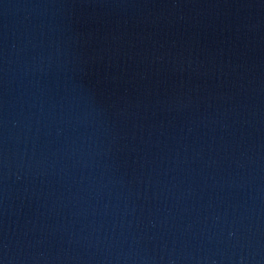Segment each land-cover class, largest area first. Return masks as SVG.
<instances>
[{
  "label": "water",
  "instance_id": "water-1",
  "mask_svg": "<svg viewBox=\"0 0 264 264\" xmlns=\"http://www.w3.org/2000/svg\"><path fill=\"white\" fill-rule=\"evenodd\" d=\"M0 264H264V0H0Z\"/></svg>",
  "mask_w": 264,
  "mask_h": 264
}]
</instances>
